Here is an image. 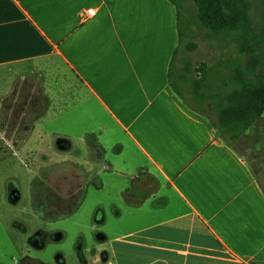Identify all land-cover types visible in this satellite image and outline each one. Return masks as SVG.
Instances as JSON below:
<instances>
[{
    "label": "crops",
    "instance_id": "crops-1",
    "mask_svg": "<svg viewBox=\"0 0 264 264\" xmlns=\"http://www.w3.org/2000/svg\"><path fill=\"white\" fill-rule=\"evenodd\" d=\"M177 47L169 0H0V95L27 77L43 96L33 135L0 136V152L65 144L100 194L105 264H264V190L188 84L170 86Z\"/></svg>",
    "mask_w": 264,
    "mask_h": 264
},
{
    "label": "rangeland",
    "instance_id": "rangeland-1",
    "mask_svg": "<svg viewBox=\"0 0 264 264\" xmlns=\"http://www.w3.org/2000/svg\"><path fill=\"white\" fill-rule=\"evenodd\" d=\"M250 1V16L259 27L263 21L260 9L255 0ZM181 12L184 41L197 46L186 55L193 56L197 64L211 66L236 55L233 47H218L215 40L207 38L205 31L197 27L191 1L183 2ZM171 82L182 93L175 76ZM184 92L182 95L186 96L188 93ZM186 98L196 105L193 98ZM42 100L33 78L14 80L10 90L0 95V136L13 135L17 143L21 136L33 135L35 115L41 111ZM262 117L234 147L246 155L252 173L264 189V114ZM10 146L11 153L0 152V264L107 263L103 259L108 244L101 240L104 235L99 227L101 216L95 214L101 197L84 190L83 168L78 169L80 174L74 173L71 155L55 154L59 147L54 140L36 150L32 139L26 154L15 152L14 142ZM127 182L125 186L130 185ZM11 190H16L18 197L13 198ZM113 195L120 200L117 191L111 192L110 198ZM102 199L108 201L107 196ZM38 231L44 234L40 239L42 248L28 241Z\"/></svg>",
    "mask_w": 264,
    "mask_h": 264
},
{
    "label": "trees",
    "instance_id": "trees-1",
    "mask_svg": "<svg viewBox=\"0 0 264 264\" xmlns=\"http://www.w3.org/2000/svg\"><path fill=\"white\" fill-rule=\"evenodd\" d=\"M169 1L176 8L178 32V47L168 72L170 86L181 98V92L171 82L172 76H179L182 83H187L196 103H187L188 106L207 117L217 136L234 148V144L263 119L264 0H255L263 20L259 27L250 16V0H189L197 27L205 31L207 38L215 40L218 47H233L236 55L211 66L200 63L192 68L187 62L179 75L173 70V62L181 52L192 53L197 46L184 41L181 10L185 0ZM193 73L198 74L196 79Z\"/></svg>",
    "mask_w": 264,
    "mask_h": 264
},
{
    "label": "flooded vegetation",
    "instance_id": "flooded-vegetation-1",
    "mask_svg": "<svg viewBox=\"0 0 264 264\" xmlns=\"http://www.w3.org/2000/svg\"><path fill=\"white\" fill-rule=\"evenodd\" d=\"M57 145H58V144H57ZM58 146L60 147V145H58ZM10 195H12L13 198H14V197H18V192H17L16 190H11ZM43 235H44V234H43L42 231L35 232V234H34L33 236H31V237L28 239V241H29V243L32 244V245H35V246H41V247H42L43 244H42V241H41L40 239L42 238ZM101 240H102V238H101ZM103 260H104V259H103Z\"/></svg>",
    "mask_w": 264,
    "mask_h": 264
},
{
    "label": "built area",
    "instance_id": "built-area-1",
    "mask_svg": "<svg viewBox=\"0 0 264 264\" xmlns=\"http://www.w3.org/2000/svg\"><path fill=\"white\" fill-rule=\"evenodd\" d=\"M94 10L93 9H89L85 12V15H83V18L84 17H92L94 15Z\"/></svg>",
    "mask_w": 264,
    "mask_h": 264
},
{
    "label": "water",
    "instance_id": "water-1",
    "mask_svg": "<svg viewBox=\"0 0 264 264\" xmlns=\"http://www.w3.org/2000/svg\"><path fill=\"white\" fill-rule=\"evenodd\" d=\"M58 145H60V148L64 149L66 146L65 144H63L62 142L58 141L57 142Z\"/></svg>",
    "mask_w": 264,
    "mask_h": 264
}]
</instances>
